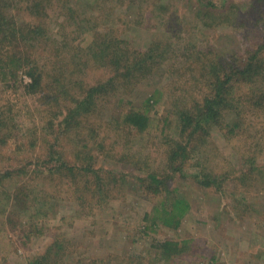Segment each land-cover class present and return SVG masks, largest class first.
I'll return each instance as SVG.
<instances>
[{
	"label": "rangeland",
	"instance_id": "obj_1",
	"mask_svg": "<svg viewBox=\"0 0 264 264\" xmlns=\"http://www.w3.org/2000/svg\"><path fill=\"white\" fill-rule=\"evenodd\" d=\"M40 1L44 6L40 22L47 29L44 41L35 46L34 42L19 45V49L35 48L34 55L30 49L20 51L28 55L26 59L42 75V81L51 84L53 76L60 74L66 76L62 81L77 83L70 97L76 98L81 94L79 87L105 74V69L96 64L99 59L93 68L84 64L91 55L86 46L92 39L103 41L108 35L121 34L122 39L136 45L129 48L140 51L157 41L161 46H155L151 54L161 59L152 61L139 84L126 85L115 95L102 97L98 111L82 119L78 137L73 131L66 140L59 137L69 154L74 147L79 151L85 145L96 158L93 168L116 174L119 179L129 175L110 189L105 202L96 204L88 194L83 198L91 205L88 201L79 206L76 193L72 198L67 196L65 193H69L58 185V176L49 177L38 167V161H32L28 174L13 182L0 176V264H28L41 255L47 262V246H58V254L51 256L57 262L52 264H133L134 260L142 264H264V139L250 142L245 137L234 138L227 129L224 136L223 131L212 129L206 142L193 140L199 146L188 171L182 176L176 174L166 185L168 191L181 193L190 205L180 226L154 228L142 219L143 213L159 201L146 192L142 177L152 173L165 178L167 152L178 135V114L196 97L195 82L202 69L261 46L264 0H257L256 6V0H224L234 5L232 22L228 23L217 17L212 22L196 14L195 0H79L82 11L68 10L71 0ZM222 1L215 0V6H221ZM250 4L253 8L248 7ZM9 8L17 16L18 25L30 22L28 12L20 7L15 10L13 5ZM235 8L237 15L233 14ZM216 15L227 17L223 11ZM78 18L92 32H82ZM91 47L95 52L100 48ZM78 62L68 70L71 63ZM21 78L22 84L17 83L20 87L15 89L0 82V112L11 105L13 110L26 108L25 118L16 117L24 127L48 126L49 112H40L43 108H39L43 99L27 89L30 80L26 75ZM257 82L264 88V74ZM147 98H151L147 130L140 133L127 128L122 121L124 112L132 106H143ZM262 120V115H252L247 120L250 125L244 122V127L250 133V126ZM83 138L84 143H80ZM8 148H3L7 155L0 156L1 174L34 156L26 147L23 153H17L14 146ZM251 161L261 170L250 172L252 166L247 175L244 168ZM194 170L209 174L208 179L217 180L219 188L199 185L192 179ZM241 175L246 179L237 180ZM16 182L23 192L15 191ZM241 192L243 201L238 200ZM161 240L183 242L181 255L170 262L161 259L155 247Z\"/></svg>",
	"mask_w": 264,
	"mask_h": 264
},
{
	"label": "trees",
	"instance_id": "obj_2",
	"mask_svg": "<svg viewBox=\"0 0 264 264\" xmlns=\"http://www.w3.org/2000/svg\"><path fill=\"white\" fill-rule=\"evenodd\" d=\"M78 1L71 0V8L68 7V10L71 11L74 8L75 11H82L84 6H78ZM195 1L197 2L193 10L198 11L195 12L196 14H203L204 19L213 22L217 17L218 20L222 19V22L224 20L227 23L232 22L231 10L234 8L233 4L229 3V5L227 1L223 0L221 6L216 7L215 0ZM258 3L256 0L254 5L256 6ZM12 5L15 10H19L18 7H20L23 12H28L31 16L30 22L26 25H18L15 20L17 16L9 12L11 10L9 6ZM43 7V2L40 0H0V82L3 85L7 84L6 87L8 88L15 89L20 87L17 83L22 84V74L26 75L30 80L27 89L33 95L38 94L43 99L39 103V108H43L40 109V112H49L46 117L48 126H40L39 128L24 127L25 124H21L16 120L17 116L25 118L26 114L28 115L26 108L20 107V110H13L11 105L9 110L5 109L0 112V156L7 155L4 153L3 148L10 149L8 146H14L17 153H23L26 147L27 151L29 148V151L34 154L32 158L24 159V162L19 166L6 169L2 172L3 174L0 173V176L13 182L28 174L32 161H38V167H42V170L47 171L49 177L58 176V185L69 193L64 192L67 196L72 198L76 193V199L81 202H78L79 206L83 202L88 203V201L91 205L90 200L92 199L93 202L99 204L101 201L105 202L110 189L118 181L123 182V179L126 180L125 178L129 175L125 174L124 178L119 179L116 174L93 168L94 164L97 163L96 158L89 154L85 145H82L79 151L74 147L69 154L65 146L61 144L59 137L64 136L63 139L66 140L72 131L78 137L82 119L87 120L98 111L97 107L101 103L102 97L110 94L115 95L126 85L133 87L135 84H139L141 76L147 74V68L150 67L152 61L156 58L161 59L160 55L154 57V54H151L155 46L160 48L161 45H157V41L149 42L147 46L150 47L146 51H140L129 48V46L136 45L122 39L121 34L118 37L108 35L103 41L92 39L90 45L86 46V52L91 55L87 57V60L85 59L84 64L87 62L91 67L99 64L98 67H102L103 71L105 69V74L94 82H88L85 87H79L81 94L77 95L76 98L75 96L70 97L69 93L74 91L77 83L72 82L71 79L66 82L62 81L65 80L66 76L60 74L53 76L54 80L51 81V84L42 81V75L38 74L36 68L29 64L28 55L24 56L20 51V49L26 47L19 49V45L28 46L34 42L35 46L36 42L41 43L44 41L47 29L40 22L42 16H44ZM248 7L253 8L251 4ZM236 8L233 13L235 15H237ZM164 10L166 9L164 8ZM222 11L227 17L219 18L216 15V12ZM78 19L79 29L82 32H92V30L85 29V23L80 18ZM257 21L259 23L260 19H257ZM205 24L207 25L206 20ZM95 33L97 34V32ZM91 46H100V48L95 52ZM26 49H30L32 55L36 53L33 46ZM79 58L78 56L77 59L80 60ZM96 59H99V62L95 64ZM77 64L79 62L71 63L68 70H72V66L75 68ZM60 70L64 71L65 69ZM263 74L264 41L260 47L245 51L241 56L238 54L233 55L228 62L215 61V63L202 69L201 75L195 82L198 89L196 92L197 98L195 97L178 114V135L175 139H172L174 143L167 152L166 166L168 172H164L162 175L165 178L162 179L159 175L152 173L142 177L146 192L148 191L159 200L148 213H143L142 219L148 221L149 226L157 228L162 225L166 228L176 229L189 211L190 205L183 195L178 193L177 190L168 191L166 185L176 174L182 176L188 171L187 167L192 154L199 146L193 140H198L199 143L206 142L209 131L212 129L223 131V136L225 135L224 130L227 129L228 133L234 138L245 137L250 139V142L264 139V88L257 84V79ZM150 100L151 98L145 99L144 105L141 107L132 106L127 108L122 118L123 124L127 128L135 129L140 133L147 130L150 123L148 114L151 107ZM244 103L246 106H243ZM67 104H70V106H67ZM246 112H250L253 116L262 115L263 117V120L257 122L255 126L253 124L250 126V133L244 127V122L250 125L247 120L252 115L247 116L245 115ZM258 126L260 130L257 129ZM45 128H49L51 131L48 132ZM80 143H84V138L80 140ZM98 145L100 146L99 143ZM37 150L39 154H36ZM253 150L256 151V148L253 147ZM69 157L72 159L70 160ZM124 162L129 163L130 161ZM247 166L244 168L247 175L252 166L254 168L250 172L261 170V166L258 167L253 161ZM38 167L37 169H39ZM192 173V179L199 185L204 187L214 185L217 189L219 188L220 183L214 178L208 179L209 174H198L196 170ZM241 176L236 179L239 181L246 179L245 175ZM139 179L137 178V181ZM112 182L113 184L110 185ZM16 184L17 182L15 183V191L19 189L18 192H23L19 187H16ZM88 194L90 200H85L83 196ZM244 196L241 192L238 200L243 201ZM241 201H238L240 205ZM183 244V242L173 240H161L155 245L159 251L157 256L170 262L179 254L181 255ZM46 248L48 250L45 253L48 255L47 262L42 259L45 255H41L40 258L37 257L28 264L56 263L57 260L52 259L51 256H54L55 252L58 254V246H47ZM133 264L142 263L134 260Z\"/></svg>",
	"mask_w": 264,
	"mask_h": 264
}]
</instances>
